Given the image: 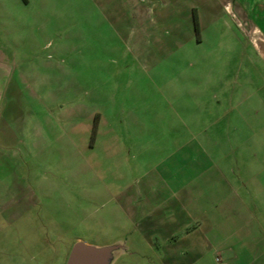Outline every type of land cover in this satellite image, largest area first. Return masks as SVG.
<instances>
[{
    "label": "rangeland",
    "instance_id": "374dc122",
    "mask_svg": "<svg viewBox=\"0 0 264 264\" xmlns=\"http://www.w3.org/2000/svg\"><path fill=\"white\" fill-rule=\"evenodd\" d=\"M170 1L0 0V264H264V0Z\"/></svg>",
    "mask_w": 264,
    "mask_h": 264
},
{
    "label": "water",
    "instance_id": "95a60500",
    "mask_svg": "<svg viewBox=\"0 0 264 264\" xmlns=\"http://www.w3.org/2000/svg\"><path fill=\"white\" fill-rule=\"evenodd\" d=\"M122 251H127L124 241L98 246L79 240L72 247L66 264H112Z\"/></svg>",
    "mask_w": 264,
    "mask_h": 264
},
{
    "label": "crops",
    "instance_id": "0c3cea01",
    "mask_svg": "<svg viewBox=\"0 0 264 264\" xmlns=\"http://www.w3.org/2000/svg\"><path fill=\"white\" fill-rule=\"evenodd\" d=\"M131 10H136L137 16L150 19L152 22H166L169 17L170 0H129ZM168 13V14H167Z\"/></svg>",
    "mask_w": 264,
    "mask_h": 264
},
{
    "label": "trees",
    "instance_id": "16d2710c",
    "mask_svg": "<svg viewBox=\"0 0 264 264\" xmlns=\"http://www.w3.org/2000/svg\"><path fill=\"white\" fill-rule=\"evenodd\" d=\"M196 29H197V31H199V23H198V21L196 20Z\"/></svg>",
    "mask_w": 264,
    "mask_h": 264
}]
</instances>
